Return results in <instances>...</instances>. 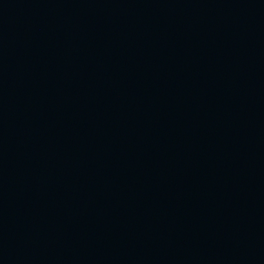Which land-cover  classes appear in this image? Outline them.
<instances>
[{"label":"water","instance_id":"95a60500","mask_svg":"<svg viewBox=\"0 0 264 264\" xmlns=\"http://www.w3.org/2000/svg\"><path fill=\"white\" fill-rule=\"evenodd\" d=\"M0 264H264V0H0Z\"/></svg>","mask_w":264,"mask_h":264}]
</instances>
